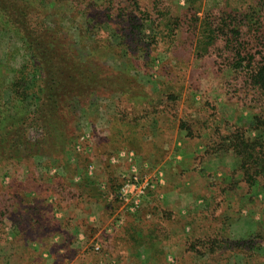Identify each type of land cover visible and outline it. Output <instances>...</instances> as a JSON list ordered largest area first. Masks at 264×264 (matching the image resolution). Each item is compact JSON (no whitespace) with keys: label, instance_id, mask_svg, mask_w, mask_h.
I'll use <instances>...</instances> for the list:
<instances>
[{"label":"rangeland","instance_id":"374dc122","mask_svg":"<svg viewBox=\"0 0 264 264\" xmlns=\"http://www.w3.org/2000/svg\"><path fill=\"white\" fill-rule=\"evenodd\" d=\"M44 1L100 86L68 102L62 152L0 167V264H264V180L231 146L264 100L194 57L195 18L229 0ZM27 55L0 33L6 82Z\"/></svg>","mask_w":264,"mask_h":264},{"label":"trees","instance_id":"16d2710c","mask_svg":"<svg viewBox=\"0 0 264 264\" xmlns=\"http://www.w3.org/2000/svg\"><path fill=\"white\" fill-rule=\"evenodd\" d=\"M72 1L77 7L92 3ZM47 3L0 0V33L16 35L29 57L9 82L2 78L0 70V167L21 156L62 152L73 121L68 102L81 101L100 86L99 72L90 71V65L72 54L60 25L46 21ZM198 11L197 8L189 14L197 17ZM197 20L200 26L194 57L215 58L229 67L244 97L254 105L262 102L264 0H229ZM250 132L256 133L257 138L245 139L243 134H236L232 150L242 158L243 176L252 182L263 181V109L252 116Z\"/></svg>","mask_w":264,"mask_h":264},{"label":"built area","instance_id":"2783aa9c","mask_svg":"<svg viewBox=\"0 0 264 264\" xmlns=\"http://www.w3.org/2000/svg\"><path fill=\"white\" fill-rule=\"evenodd\" d=\"M131 186H134V185H130V184L128 183V184H124V185L122 186V188H121V191H122V192H121V195H122V197H128V195H130L131 193H133L131 190H129ZM134 187H135V186H134ZM134 189H135V188H134ZM141 189H142V188H140V190L137 189V190H136V194H141V193H142Z\"/></svg>","mask_w":264,"mask_h":264}]
</instances>
